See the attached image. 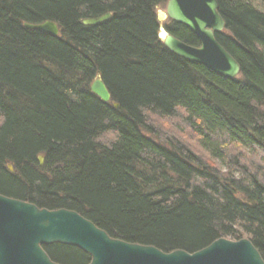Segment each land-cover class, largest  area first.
Here are the masks:
<instances>
[{
    "label": "trees",
    "instance_id": "trees-1",
    "mask_svg": "<svg viewBox=\"0 0 264 264\" xmlns=\"http://www.w3.org/2000/svg\"><path fill=\"white\" fill-rule=\"evenodd\" d=\"M166 2L0 0V195L162 253L246 238L264 262V0H217L234 80L162 46ZM47 21L58 36L23 27ZM97 76L107 103L89 91ZM43 250L90 263L78 248Z\"/></svg>",
    "mask_w": 264,
    "mask_h": 264
},
{
    "label": "water",
    "instance_id": "water-1",
    "mask_svg": "<svg viewBox=\"0 0 264 264\" xmlns=\"http://www.w3.org/2000/svg\"><path fill=\"white\" fill-rule=\"evenodd\" d=\"M110 17L106 14L83 20L81 24L95 26ZM156 20L158 40L174 56L230 80L239 77V64L216 40V36L225 30L217 0H167L163 11H156ZM166 20L188 29L196 37L199 47L176 39L162 24ZM23 27L53 37L58 34L56 24L48 21L38 25L24 24ZM89 91L101 102L110 101V93L100 76L92 81ZM113 107L118 108V105L113 103ZM37 161L42 164V157L39 156ZM8 169L12 170L11 167ZM53 244L78 248L89 256V264H264L247 240L218 239L193 254L178 250L162 253L153 246L112 239L75 212L39 209L31 203L0 195V264H56L43 250Z\"/></svg>",
    "mask_w": 264,
    "mask_h": 264
},
{
    "label": "flooded vegetation",
    "instance_id": "flooded-vegetation-1",
    "mask_svg": "<svg viewBox=\"0 0 264 264\" xmlns=\"http://www.w3.org/2000/svg\"><path fill=\"white\" fill-rule=\"evenodd\" d=\"M223 239H224V238H223ZM242 239H243V240H247V241H249V240L246 239V238H241L240 240H242ZM224 240H226V241H233V240H230V239H229V240L224 239ZM240 240H238V241H233V242H239ZM217 241H218V240H217ZM214 242H215V241H214ZM214 242H213V243H214ZM249 242L251 243V241H249ZM251 244H252V243H251ZM210 245H211V244H210ZM252 245H253V244H252ZM208 246H209V245H208ZM253 247H254V246H253ZM254 248H255V247H254ZM255 250H256V248H255ZM44 251H45V250H44ZM256 251H257V250H256ZM258 253H259V251H258ZM259 255H260V253H259ZM260 257H261V256H260ZM261 259H262V258H261ZM56 264H57V263H56Z\"/></svg>",
    "mask_w": 264,
    "mask_h": 264
},
{
    "label": "rangeland",
    "instance_id": "rangeland-1",
    "mask_svg": "<svg viewBox=\"0 0 264 264\" xmlns=\"http://www.w3.org/2000/svg\"><path fill=\"white\" fill-rule=\"evenodd\" d=\"M165 7V6H164ZM164 7H161V8H159V9H157V11H163L164 10ZM164 26L165 25H168V24H170L167 20L164 22V23H162Z\"/></svg>",
    "mask_w": 264,
    "mask_h": 264
},
{
    "label": "bare ground",
    "instance_id": "bare-ground-1",
    "mask_svg": "<svg viewBox=\"0 0 264 264\" xmlns=\"http://www.w3.org/2000/svg\"><path fill=\"white\" fill-rule=\"evenodd\" d=\"M56 27H57V25H56ZM58 34H59V28H58ZM58 34H57V36H58ZM40 163V162H39ZM42 165V164H41Z\"/></svg>",
    "mask_w": 264,
    "mask_h": 264
}]
</instances>
